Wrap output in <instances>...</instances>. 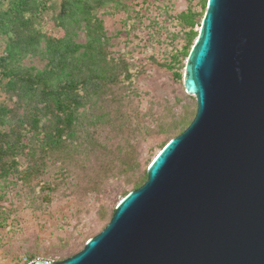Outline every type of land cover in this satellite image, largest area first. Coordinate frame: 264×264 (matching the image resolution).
Masks as SVG:
<instances>
[{
  "label": "water",
  "instance_id": "obj_1",
  "mask_svg": "<svg viewBox=\"0 0 264 264\" xmlns=\"http://www.w3.org/2000/svg\"><path fill=\"white\" fill-rule=\"evenodd\" d=\"M187 128L78 253L29 264H264V0H208Z\"/></svg>",
  "mask_w": 264,
  "mask_h": 264
},
{
  "label": "trees",
  "instance_id": "obj_2",
  "mask_svg": "<svg viewBox=\"0 0 264 264\" xmlns=\"http://www.w3.org/2000/svg\"><path fill=\"white\" fill-rule=\"evenodd\" d=\"M137 1L0 0V36L5 40L0 55V92L5 94L0 99L2 189L14 178L39 176L52 164L65 176V172L83 164V153L94 157L107 183L139 170V154L129 138L143 134L148 125L142 126L123 113L125 99L135 98L138 65L124 55L110 53L109 38L99 15L109 8L126 12L132 9L134 14L128 15L131 18L142 16L135 9ZM143 3H147L144 9L150 6L148 0L139 4ZM207 4L208 0H203L200 12L189 7L174 16L180 29L171 35L175 39L182 37L184 45L171 54L166 64L169 69L188 58ZM47 16L63 31L60 37L43 32ZM150 19V25L156 27L163 23L156 17ZM27 57H41L45 66L38 69L22 64ZM174 75L182 77L180 72L174 71ZM193 118L180 120L167 131L178 130L175 137ZM105 127L125 141L114 146L106 144L100 137ZM174 137L162 142L160 150ZM21 156L28 161L24 171L20 170ZM146 179L147 170L137 178L133 175V190ZM23 258L30 261L28 257H18L13 263Z\"/></svg>",
  "mask_w": 264,
  "mask_h": 264
},
{
  "label": "rangeland",
  "instance_id": "obj_3",
  "mask_svg": "<svg viewBox=\"0 0 264 264\" xmlns=\"http://www.w3.org/2000/svg\"><path fill=\"white\" fill-rule=\"evenodd\" d=\"M202 1L148 0L150 6L144 9L147 3L140 5L142 0H138L134 6L142 16L135 18L128 17L134 14L132 9L126 12L107 8L100 12L110 53L124 55L138 65L135 98L125 99L123 113L142 126L148 125L143 134L129 138L139 154L140 168L135 174L111 178L107 183L102 167L94 157L83 153L80 155L83 164L65 172V176L52 164L37 177L14 178L16 184L6 189L0 185V210L4 209L0 211V264H12L18 257H28L30 262L37 258L59 261L81 251L88 239L108 224L124 195L134 189L135 182L130 181L133 175L137 178L144 173L162 142L178 132L167 130L180 120L193 118L196 98L186 92L183 84L187 59L175 69H169L166 64L174 50L184 45L182 37L175 39L171 35L180 29L174 16L189 7L200 12ZM154 17L163 21L162 25H150V18ZM200 27L196 29L199 31ZM42 30L54 37L63 34L50 16ZM4 48L5 40L0 36V55ZM45 63L41 57H27L22 61L38 69ZM174 71L182 77H176ZM4 97L0 92V99ZM100 137L109 146L125 141L108 127ZM20 161V170L24 171L28 161L24 156Z\"/></svg>",
  "mask_w": 264,
  "mask_h": 264
},
{
  "label": "built area",
  "instance_id": "obj_4",
  "mask_svg": "<svg viewBox=\"0 0 264 264\" xmlns=\"http://www.w3.org/2000/svg\"><path fill=\"white\" fill-rule=\"evenodd\" d=\"M30 261H28L26 258H23L20 263H12V264H29Z\"/></svg>",
  "mask_w": 264,
  "mask_h": 264
}]
</instances>
